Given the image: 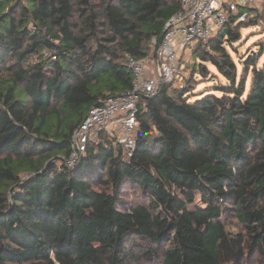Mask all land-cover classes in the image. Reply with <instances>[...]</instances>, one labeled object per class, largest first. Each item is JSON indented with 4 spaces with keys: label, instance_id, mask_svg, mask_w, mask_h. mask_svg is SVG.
Instances as JSON below:
<instances>
[{
    "label": "trees",
    "instance_id": "obj_1",
    "mask_svg": "<svg viewBox=\"0 0 264 264\" xmlns=\"http://www.w3.org/2000/svg\"><path fill=\"white\" fill-rule=\"evenodd\" d=\"M179 6L0 0V264H264V65L238 75L228 50L253 21L193 47L227 81L220 96L163 84L138 102L131 155L101 130L66 165L90 109L131 89L128 58L155 55Z\"/></svg>",
    "mask_w": 264,
    "mask_h": 264
},
{
    "label": "built area",
    "instance_id": "obj_2",
    "mask_svg": "<svg viewBox=\"0 0 264 264\" xmlns=\"http://www.w3.org/2000/svg\"><path fill=\"white\" fill-rule=\"evenodd\" d=\"M260 15L259 0H180L178 11L164 24L155 55L128 58L127 66L133 76L131 89L91 108L74 132L66 165L73 166L88 144L97 145L101 130L114 134L124 153L131 155L136 144L138 102L154 96L161 85H172L180 76L182 52L197 44L209 50L208 41L221 32L230 17L235 23L254 19L262 24Z\"/></svg>",
    "mask_w": 264,
    "mask_h": 264
},
{
    "label": "rangeland",
    "instance_id": "obj_3",
    "mask_svg": "<svg viewBox=\"0 0 264 264\" xmlns=\"http://www.w3.org/2000/svg\"><path fill=\"white\" fill-rule=\"evenodd\" d=\"M259 4L261 15L264 16V0H259ZM251 21L253 22H250L249 25H244L245 28L240 30L241 40L233 44L231 49L228 48L231 57L238 66V75L243 68L242 63L253 56H259V60L257 62L258 67L264 65V25L254 22V19H251ZM261 48H263L262 54L260 53ZM200 55L201 52L194 55L193 49H187L182 52V58L180 60V65L182 67L181 73L171 86L172 89L194 87L195 89L187 95V97H190L191 100L197 98L194 97L196 95L200 96V94L205 95L208 93H215L214 90L216 88L220 85L227 84V81L217 73L215 68L210 63L200 60L198 57ZM199 66H204L209 71L207 77H202L198 73ZM248 85L249 82L247 86ZM215 94L220 96L219 93ZM126 198L129 202H136V197L133 193H127ZM256 263L257 259H254L253 264ZM138 264L150 263L140 262Z\"/></svg>",
    "mask_w": 264,
    "mask_h": 264
}]
</instances>
